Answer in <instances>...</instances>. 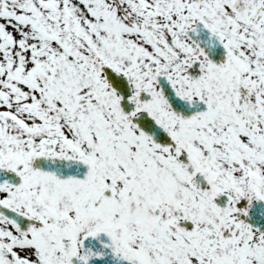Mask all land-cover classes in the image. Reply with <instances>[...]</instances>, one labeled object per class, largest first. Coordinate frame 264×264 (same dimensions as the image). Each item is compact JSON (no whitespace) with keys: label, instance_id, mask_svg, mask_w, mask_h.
Returning a JSON list of instances; mask_svg holds the SVG:
<instances>
[{"label":"snow or ice","instance_id":"snow-or-ice-1","mask_svg":"<svg viewBox=\"0 0 264 264\" xmlns=\"http://www.w3.org/2000/svg\"><path fill=\"white\" fill-rule=\"evenodd\" d=\"M0 264H264V0H0Z\"/></svg>","mask_w":264,"mask_h":264}]
</instances>
